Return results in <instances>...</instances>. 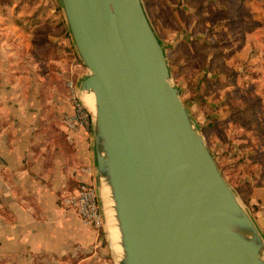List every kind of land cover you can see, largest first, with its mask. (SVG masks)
<instances>
[{"label":"water","instance_id":"95a60500","mask_svg":"<svg viewBox=\"0 0 264 264\" xmlns=\"http://www.w3.org/2000/svg\"><path fill=\"white\" fill-rule=\"evenodd\" d=\"M60 2L87 69L79 89L94 97L96 190L115 264H264V236L171 83L142 0Z\"/></svg>","mask_w":264,"mask_h":264},{"label":"rangeland","instance_id":"374dc122","mask_svg":"<svg viewBox=\"0 0 264 264\" xmlns=\"http://www.w3.org/2000/svg\"><path fill=\"white\" fill-rule=\"evenodd\" d=\"M142 3L162 44L171 83L252 214L251 195L264 191V0ZM79 69L87 71L60 0H0V109L18 108L19 99L33 116L41 111L45 125L54 123V112L62 124L69 112H61L59 98ZM104 242L109 246L107 238Z\"/></svg>","mask_w":264,"mask_h":264},{"label":"crops","instance_id":"0c3cea01","mask_svg":"<svg viewBox=\"0 0 264 264\" xmlns=\"http://www.w3.org/2000/svg\"><path fill=\"white\" fill-rule=\"evenodd\" d=\"M86 75L77 71L78 89ZM59 100L61 112L72 111L67 92ZM17 102L18 108L0 109V264H111L100 229L60 204L80 181L96 187L91 132L68 133L55 112L54 123L45 125L41 111L33 116ZM85 166L90 173L82 172ZM254 192L251 216L264 236V191Z\"/></svg>","mask_w":264,"mask_h":264},{"label":"built area","instance_id":"2783aa9c","mask_svg":"<svg viewBox=\"0 0 264 264\" xmlns=\"http://www.w3.org/2000/svg\"><path fill=\"white\" fill-rule=\"evenodd\" d=\"M67 99L69 100L72 111L62 116L63 127L68 133L78 130L91 132L92 118L88 109L82 104L79 97V89L73 79L65 81ZM70 139V135L68 136ZM82 172L90 173L91 168L82 167ZM61 206L74 211L76 216L85 224L91 225L95 229H102L104 222L96 187L86 181L76 184L74 191L61 196Z\"/></svg>","mask_w":264,"mask_h":264},{"label":"bare ground","instance_id":"6f19581e","mask_svg":"<svg viewBox=\"0 0 264 264\" xmlns=\"http://www.w3.org/2000/svg\"><path fill=\"white\" fill-rule=\"evenodd\" d=\"M79 97L80 100L82 102V104L88 109V111L94 115V97H93V93L90 91H86V90H82L79 89ZM105 191H107V188L105 187L104 189ZM107 205L111 206L112 202L110 200H108ZM109 214L112 215L110 217V221L108 222L107 225V232H108V238L111 242L112 247L119 252L120 251V246L118 244L119 242V233L115 224V220L113 218V211L110 208L109 210Z\"/></svg>","mask_w":264,"mask_h":264},{"label":"trees","instance_id":"16d2710c","mask_svg":"<svg viewBox=\"0 0 264 264\" xmlns=\"http://www.w3.org/2000/svg\"><path fill=\"white\" fill-rule=\"evenodd\" d=\"M100 236H101V238H103V232H102V230H100Z\"/></svg>","mask_w":264,"mask_h":264}]
</instances>
